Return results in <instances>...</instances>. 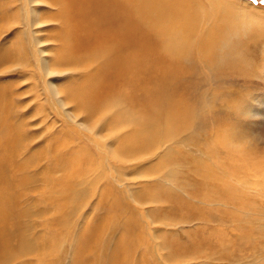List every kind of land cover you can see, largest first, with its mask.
<instances>
[{
  "label": "rangeland",
  "instance_id": "rangeland-1",
  "mask_svg": "<svg viewBox=\"0 0 264 264\" xmlns=\"http://www.w3.org/2000/svg\"><path fill=\"white\" fill-rule=\"evenodd\" d=\"M32 1L0 0L3 105L21 137L10 189L28 188L0 264H75L79 239L108 218L135 226L132 264H264V0H201L200 42L169 36L161 50L184 85L152 106L133 103L132 86L83 98L109 83L115 49L78 53L56 7Z\"/></svg>",
  "mask_w": 264,
  "mask_h": 264
},
{
  "label": "bare ground",
  "instance_id": "bare-ground-1",
  "mask_svg": "<svg viewBox=\"0 0 264 264\" xmlns=\"http://www.w3.org/2000/svg\"><path fill=\"white\" fill-rule=\"evenodd\" d=\"M47 1L56 7L57 21L60 20L61 29L65 30L64 38L74 42L78 53L95 52L107 47L115 49L107 62V70L103 73V77H107L109 83L107 85L91 84L90 88H86V91L82 93L83 98L92 102V99L104 97L116 89L132 86L134 90L130 96L132 102L138 104L144 98L151 97L149 102L152 106L163 100V97H167L171 89L177 90L184 85L178 78L177 69H174L177 80L172 81L170 78V82L168 81L163 71L161 50L169 36L187 35L191 41L200 42L198 38L202 35H197L198 32L196 33L194 29L200 23L197 20L198 15L201 20L204 18L201 15V0ZM208 1L212 8L218 11L216 1ZM204 15L207 13L204 12ZM195 33L196 36H194ZM201 43L206 49L209 40L202 38ZM189 44L188 40H184L182 45L176 44L169 54L176 56L181 47H188ZM232 50L228 48L218 58L216 64L218 71L221 65L233 56ZM5 52V49H0V62ZM42 64L46 65L47 62ZM141 77L147 79L141 81L139 79ZM191 79L188 77L185 83ZM151 85H155L152 87L154 93L150 89ZM199 86L196 84L198 90ZM2 93L4 91L0 85V256L9 243L15 239L16 230L12 231L7 224L16 218L18 207H22L19 203V195H24H22V190L28 191V188H23L26 179L19 182L20 187L18 186L16 191L21 190L18 195L16 192L13 194V190L10 189L11 178L16 172L15 165L18 164H16L18 162L16 141L21 137L16 127L12 125L14 120L10 105L7 108L3 105V100L6 98ZM18 169L21 174L29 172L27 165L20 164ZM26 177L29 178L31 184L30 176ZM110 209L112 211L113 209L122 210L120 207L112 206L108 208ZM118 231L120 234L115 237ZM106 234H109L110 238L104 242ZM137 244L140 247V241L132 223L119 224L116 218H108L101 226L87 230L79 239L75 264H132L136 260L134 253L139 249ZM91 250H95L93 257L89 256Z\"/></svg>",
  "mask_w": 264,
  "mask_h": 264
}]
</instances>
